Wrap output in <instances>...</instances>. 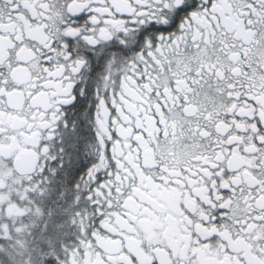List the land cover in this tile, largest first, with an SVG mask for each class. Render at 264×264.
Wrapping results in <instances>:
<instances>
[{"label":"snow or ice","instance_id":"obj_1","mask_svg":"<svg viewBox=\"0 0 264 264\" xmlns=\"http://www.w3.org/2000/svg\"><path fill=\"white\" fill-rule=\"evenodd\" d=\"M0 264H264V0H0Z\"/></svg>","mask_w":264,"mask_h":264}]
</instances>
